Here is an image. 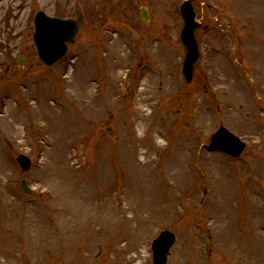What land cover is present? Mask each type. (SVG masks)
Here are the masks:
<instances>
[{
	"label": "rangeland",
	"instance_id": "rangeland-1",
	"mask_svg": "<svg viewBox=\"0 0 264 264\" xmlns=\"http://www.w3.org/2000/svg\"><path fill=\"white\" fill-rule=\"evenodd\" d=\"M183 1L0 0V264H153L162 231L167 264H264V0H191L231 33L201 38L189 85ZM77 9L44 66L35 14ZM220 126L240 159L206 150Z\"/></svg>",
	"mask_w": 264,
	"mask_h": 264
},
{
	"label": "water",
	"instance_id": "water-1",
	"mask_svg": "<svg viewBox=\"0 0 264 264\" xmlns=\"http://www.w3.org/2000/svg\"><path fill=\"white\" fill-rule=\"evenodd\" d=\"M78 20L82 21L80 13ZM181 15L184 20V27L181 30L180 38L186 50L184 61L183 74L187 84H190L193 79L194 67L199 60V46L196 41V32L200 24L196 20V14L191 6V2L186 1L182 4ZM144 20H147V13L143 10L141 14ZM35 43L38 49L41 61L52 66L60 60L67 51L66 43H74L78 33L77 22L71 20H60L57 18L48 17L44 12H38L35 17ZM22 59H19L21 64ZM245 149V144L234 134L230 133L226 128L220 127L219 130L211 137L208 150L211 152L220 151L230 157L239 158ZM23 171H28L31 167V161L20 156L18 159ZM23 189H26L25 182L22 184ZM175 242V237L169 232H164L153 242L154 263L166 264L167 255Z\"/></svg>",
	"mask_w": 264,
	"mask_h": 264
},
{
	"label": "flooded vegetation",
	"instance_id": "flooded-vegetation-1",
	"mask_svg": "<svg viewBox=\"0 0 264 264\" xmlns=\"http://www.w3.org/2000/svg\"><path fill=\"white\" fill-rule=\"evenodd\" d=\"M136 2H138V3H142V0H135ZM121 0H117V4L119 5L118 7H121L120 5H121ZM196 2L195 1H192V5L194 6V4H195ZM204 5H206V7H207V9H210V10H215V8H212V6L210 5V4H208V3H205ZM142 8H145L146 9V12L149 14V10L146 8V7H144L143 5H142ZM138 8L136 7V13L138 12ZM195 12L197 13V19L199 20V22L201 23V29L197 32V34H196V38H197V42H198V44H199V48H200V52H201V46H202V41H201V38L202 37H205V36H207L209 33H213V32H215V30H217V28H218V26H221L220 24H217V23H215L214 25H212L211 23H208V22H206V20L208 19L207 18V13H205V11H201V12H198V11H196V9H195ZM214 13H216V11H213ZM217 14V13H216ZM219 21V19H216V22H218ZM149 24V23H148ZM147 24V25H148ZM219 31H217L216 33H214L213 35L214 36H219V37H222L223 36V34L222 33H231V29L230 28H226V27H222L221 26V29H218ZM207 34V35H206ZM141 42L142 43H145V44H147V45H150L149 43H148V40H146L145 42H143V40H144V37H141ZM151 41H150V43H152V41H153V39H150ZM201 57H202V55H201ZM199 63V62H198ZM198 65V64H197ZM144 66V61H142V62H139L138 64H137V67H138V69H140V68H142ZM11 264H25V263H23V262H13V263H11Z\"/></svg>",
	"mask_w": 264,
	"mask_h": 264
},
{
	"label": "bare ground",
	"instance_id": "bare-ground-1",
	"mask_svg": "<svg viewBox=\"0 0 264 264\" xmlns=\"http://www.w3.org/2000/svg\"><path fill=\"white\" fill-rule=\"evenodd\" d=\"M78 195H79V194H78ZM78 198H79V197H77V202H80V203L83 202V200H79ZM78 200H79V201H78ZM146 203H147V202H146ZM78 206H79V203L77 204V207H78ZM148 206H150V205H148ZM80 208H81V207H78L79 210H80ZM150 208H152V207H150ZM150 208H148V209L146 208L145 210H149Z\"/></svg>",
	"mask_w": 264,
	"mask_h": 264
}]
</instances>
